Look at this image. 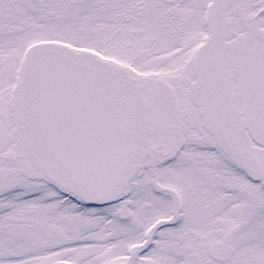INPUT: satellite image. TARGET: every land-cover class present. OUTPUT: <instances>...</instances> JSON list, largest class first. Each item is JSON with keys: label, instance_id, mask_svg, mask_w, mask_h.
Returning <instances> with one entry per match:
<instances>
[{"label": "snow or ice", "instance_id": "obj_1", "mask_svg": "<svg viewBox=\"0 0 264 264\" xmlns=\"http://www.w3.org/2000/svg\"><path fill=\"white\" fill-rule=\"evenodd\" d=\"M0 264H264V0H0Z\"/></svg>", "mask_w": 264, "mask_h": 264}]
</instances>
